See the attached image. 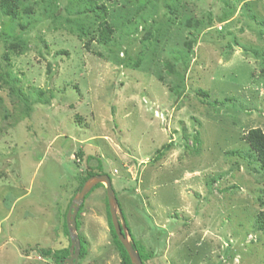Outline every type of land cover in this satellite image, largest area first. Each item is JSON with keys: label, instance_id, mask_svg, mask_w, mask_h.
<instances>
[{"label": "rangeland", "instance_id": "rangeland-1", "mask_svg": "<svg viewBox=\"0 0 264 264\" xmlns=\"http://www.w3.org/2000/svg\"><path fill=\"white\" fill-rule=\"evenodd\" d=\"M59 1L60 18L41 4L24 29L0 13V72L27 97L0 78V264H57L42 251L72 249L66 213L90 155L145 264H264V173L244 139L264 132V0H148L137 13L143 0L104 1L107 41L95 25L79 39ZM102 184L82 202L76 264H122Z\"/></svg>", "mask_w": 264, "mask_h": 264}, {"label": "trees", "instance_id": "trees-1", "mask_svg": "<svg viewBox=\"0 0 264 264\" xmlns=\"http://www.w3.org/2000/svg\"><path fill=\"white\" fill-rule=\"evenodd\" d=\"M104 1H111V0H69V2L65 6V10L70 12L71 6L74 5L75 10L71 11V14L74 15L76 18L75 20L70 18H65L67 22L73 23L74 27L70 28V30L75 31L77 34V37L81 39L84 35H89L94 32V29L91 28V26H96V30L98 31V38L100 40L107 41L110 39V36L112 32L114 31V28L117 27V24H112L107 21V14H108V8L105 5ZM146 1L143 0L140 2L138 7L135 10V13H137L140 9H143ZM41 4H44V13L45 15H48V17H53L54 19L60 18L58 13H56L57 9L59 8L60 1L59 0H0V13L7 17L10 22L16 23L20 28L24 29L26 26L34 21V13H35V7L40 6ZM25 20L23 23L22 20ZM86 18H90V22H88V25L86 26L84 24L85 21H87ZM190 21L195 26H200L201 21L199 20H191L190 18H187L185 20V25H190ZM120 24H130L132 25V21L130 18H124L120 22ZM95 30V31H96ZM184 45L186 47H190V41H184ZM19 46H22L21 44ZM188 62H184V67L182 70L178 67L177 70H175L173 64L167 63L166 66L168 68L169 73H175L178 76H183L185 72V68L187 67ZM1 67V66H0ZM2 69V68H1ZM261 73L264 80V64L261 67ZM0 78L2 82L5 84H8L11 88V90L18 92L17 89L14 88V84L16 79L15 78H9L8 72L6 69H2L0 72ZM159 78L162 79L161 75H159ZM169 90L173 92L174 94L179 95L180 91L178 90V87L169 86ZM202 94H206L204 91H200ZM20 95V98L27 103V97L22 94V92L19 90L18 92ZM207 95V94H206ZM41 92L38 95V98H41ZM26 108L29 109V104H26ZM244 139L249 145L250 149L254 153V157L259 163L260 171L264 173V132L258 128H251L247 131V133L244 135ZM193 146L192 149L194 152H198V143L200 142L198 135L193 136ZM171 147L170 143H166L161 146V148L158 150V155H163L166 151H168ZM78 156H81V152L78 151L76 153ZM86 168L82 171L81 175L79 176V183L77 188L75 189V193H77L81 187L83 186L84 182L89 179L90 177L97 175V174H107L103 169L102 160L97 157L90 155L86 158ZM110 177V176H109ZM98 186H103L102 183L96 184L93 188H96ZM92 188V189H93ZM91 189V190H92ZM115 193V191H114ZM88 194V193H87ZM85 195V198L87 196ZM116 196V194H115ZM84 198V199H85ZM106 206H107V218H108V224L110 227V232L112 235L113 243L115 244L116 248L118 249V253L121 259L122 264H132L126 250L124 249L123 245L119 241L118 237L116 236V233L114 231V227L112 225L110 212L108 208V202L106 198ZM117 206L119 207V210L122 214V217L124 219V224L127 229V232L130 236V241L133 246V248L138 252L143 264H145V261L149 258V253L144 250V247L140 245L134 238L127 222L125 221L123 211L120 207V204L117 199ZM83 203L80 205L79 210L76 215V229L79 227L78 223V217L82 211ZM255 228L264 236V210L259 211L256 214L255 217ZM68 231V230H67ZM79 243H80V249H79V258H82L86 254V243L83 237L78 236ZM44 255H53L54 260L57 264H63L66 263L67 257L70 255L69 248H62L56 251H51L50 249L43 250L42 251Z\"/></svg>", "mask_w": 264, "mask_h": 264}, {"label": "water", "instance_id": "water-1", "mask_svg": "<svg viewBox=\"0 0 264 264\" xmlns=\"http://www.w3.org/2000/svg\"><path fill=\"white\" fill-rule=\"evenodd\" d=\"M98 183L105 184L106 198L114 231L119 241L126 250L132 264H143L138 252L133 248L126 230L124 219L120 210L117 209V198L112 187L108 174H97L87 179L81 189L73 197L66 213V226L71 240L70 255L66 259V264H76L79 257L80 243L73 232L76 230V215L82 204L85 195Z\"/></svg>", "mask_w": 264, "mask_h": 264}]
</instances>
